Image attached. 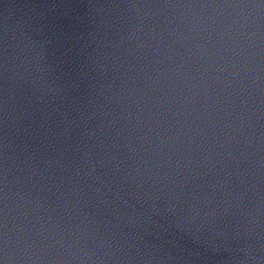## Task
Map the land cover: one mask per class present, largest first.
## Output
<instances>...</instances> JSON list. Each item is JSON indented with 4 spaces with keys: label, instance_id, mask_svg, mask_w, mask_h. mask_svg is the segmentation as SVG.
<instances>
[{
    "label": "water",
    "instance_id": "obj_1",
    "mask_svg": "<svg viewBox=\"0 0 264 264\" xmlns=\"http://www.w3.org/2000/svg\"><path fill=\"white\" fill-rule=\"evenodd\" d=\"M0 264H264V0H0Z\"/></svg>",
    "mask_w": 264,
    "mask_h": 264
}]
</instances>
